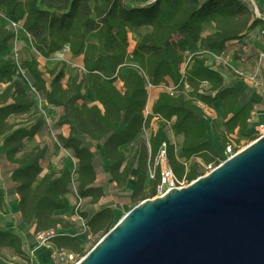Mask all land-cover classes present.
I'll return each mask as SVG.
<instances>
[{"label":"trees","instance_id":"1","mask_svg":"<svg viewBox=\"0 0 264 264\" xmlns=\"http://www.w3.org/2000/svg\"><path fill=\"white\" fill-rule=\"evenodd\" d=\"M249 1L253 5L257 2ZM260 2L264 7V0ZM0 15V20L18 25L34 58L44 61L64 49L68 57L79 59L80 79L71 78L64 89L59 87L62 66L44 71L45 82L36 73L33 59L16 66L31 95L58 112L53 128L63 127L67 136L56 138L55 143L73 161L70 173L59 168L39 178L41 150L21 153V145L37 133L40 124L31 121L25 129L20 124L8 125L10 117L26 114L30 103L17 81L0 91V153L2 162L12 168L7 183L15 197L17 221L23 229H30L33 238L49 233L45 244L55 256L80 259L111 227L107 209L76 216L81 224L78 236L91 239L83 253L75 246L73 235H66L72 234L73 226L51 217L61 211L58 198L67 194L70 184L80 203L93 206L101 199V191L92 187L94 161L90 150L98 149L112 189L119 191L130 181L125 200L128 212L152 199L155 173L148 193L143 194L141 187L159 150L172 179L184 186L200 178L204 167L217 166L213 151L204 142L199 109L217 103L220 132L212 127L209 131L221 147L225 137L252 141L251 133L245 135L249 103L241 102L233 89H223L218 75L204 67L202 59L205 53L220 54L225 45L240 43L252 31L264 30V24L253 19L236 0H0ZM203 23L211 26V33L200 38ZM140 29L148 30L147 34L137 38L125 54V34ZM89 37L94 46L86 44ZM11 39L0 26V55ZM193 46L199 56L184 60L185 51ZM8 68L0 61V85ZM82 79L88 81L94 106L87 107L82 101ZM113 83L119 85L118 91ZM166 85L172 90L171 96L157 93L147 115H143L145 89L165 90ZM179 86L184 88L183 94L177 92ZM149 121L169 125L179 138L177 153L173 154L157 130L123 157L122 149ZM1 201L0 189V214ZM1 252L26 262L21 240L11 227L0 228Z\"/></svg>","mask_w":264,"mask_h":264},{"label":"water","instance_id":"2","mask_svg":"<svg viewBox=\"0 0 264 264\" xmlns=\"http://www.w3.org/2000/svg\"><path fill=\"white\" fill-rule=\"evenodd\" d=\"M74 264H264V135L131 208Z\"/></svg>","mask_w":264,"mask_h":264},{"label":"rangeland","instance_id":"3","mask_svg":"<svg viewBox=\"0 0 264 264\" xmlns=\"http://www.w3.org/2000/svg\"><path fill=\"white\" fill-rule=\"evenodd\" d=\"M241 6L247 9L249 15L257 20L259 19L260 22L264 24V7L261 6L260 0H257L256 4L253 5L249 0H236ZM1 19V15H0ZM12 24L14 26V31L10 30L8 28V25ZM0 26L5 30L6 32H9L12 35V39L7 43V50L4 54L0 56V60L7 63L10 67V74H16L15 72V66H17L18 63L23 62L25 60H28L29 57L32 55L30 50V45L27 43L25 37L23 34L18 30V25L14 23L12 20L2 21L0 20ZM133 32V31H132ZM205 28H201L200 33H205ZM143 32H133V33H126L124 37V41L126 42V49L125 53L128 52V49L130 47V41L131 38H139L140 35H142ZM87 44L93 43L92 39L85 40ZM264 44V30L261 32L252 31L248 34H246L243 38V40L240 43L230 45L229 47H225L224 54H222L220 57H217V59L214 60V62H209L210 58L206 57L205 65L206 68H209L214 73H216L220 79V82L222 83L223 88H233L237 95H245V94H256L251 95L250 98L251 106L253 108L254 114L251 117V121H249L246 124L245 129V135L247 133H250L251 130L257 126H260V123L264 121V106L262 103V97L260 96V93H264V51L262 50V45ZM59 57V56H57ZM262 60V62H258V59ZM186 58V57H185ZM184 58V60H185ZM59 59V58H58ZM39 66L37 69V73H39L40 78L42 81L45 82V78L43 75L44 68H46L47 63H40L38 61ZM60 64V63H59ZM214 64V66H213ZM209 65V66H208ZM60 66L63 67L62 72L64 73L63 79L59 82V87H62L60 84H65L67 81V78L69 77L74 78L76 80L80 79V73L76 72L75 70H71L70 67L63 66L60 64ZM72 73V74H71ZM19 77V76H18ZM69 79V80H70ZM20 80V86L21 88L24 86L25 77L19 78ZM86 80L82 79V92L80 95L82 96V101H84L85 104H91V102H88V96H87V89H86ZM115 87L113 84L111 85ZM159 91L163 92L159 89ZM145 92H147L145 90ZM177 92L183 94L184 92L181 90H177ZM166 94V92H164ZM28 102L30 103L31 109H37L42 108L41 103H39V100L32 96L30 92L25 93ZM93 106V105H92ZM145 112V111H144ZM201 114V123L202 127H204L205 135L207 140L209 141V128L212 127L213 129L218 128V122L216 118V113L214 112V108L207 107V109L201 108L199 110ZM42 114L45 117V114L42 112ZM143 114V112H142ZM160 130L165 142L169 144L172 147H175L177 145V140L175 138V135L171 132L169 125H164L159 122L149 121L145 129L142 133H140L137 137H135L130 143H128V147L123 151V157L128 156L129 153L133 150L134 146L138 143L143 144L145 141L148 133H153L154 131ZM209 131V132H208ZM223 141L227 142L230 146H237L240 149L245 148L248 144L251 142H248L247 140H244L242 138H236L234 136L224 138ZM21 153H24L27 149L26 145H21ZM221 149V145L218 147L217 152L215 153V157H220L219 152ZM45 150L48 152L50 151L52 155L58 154L60 155L59 160L63 163V167L67 172H71L73 170V164L69 156H64L62 153L58 152L51 144H47ZM42 152V150H41ZM92 159L95 154V148L90 150ZM42 159L40 164V170H46L45 172L49 174V172H54L56 169V164L58 162H52L49 160V158H45L43 156L42 152ZM92 169L94 170V173L96 174V181L97 186L99 189H101L102 193V199L100 201L101 204H113L111 211V226L116 223V221L119 219L120 216H122L126 211L129 209V206L125 203L126 197L128 195L127 190L125 188L117 191L114 189H110L108 185L105 183V181H102L101 174L100 173V164L99 162H93ZM151 171V167L148 171V173ZM5 172L6 169L3 168L2 164L0 163V187L5 192L6 181H5ZM203 172H201V175ZM202 177V176H201ZM200 177V178H201ZM150 183L146 180V177H144V182L142 184V193L146 194L149 191ZM182 187H186L183 184H181ZM124 187H127V183L124 185ZM5 201H3L4 206L2 207V213L0 214V228H3L5 226H8L14 230L16 235L20 236L22 239V245H21V251L25 255L26 252H28L29 246H31L30 239H27V236L24 235L25 231L17 222H11L13 217V211L10 207L9 200L7 197H4ZM152 200V199H150ZM119 208H118V207ZM92 211L91 208L87 204L81 205L80 211L76 216H86ZM76 226H78V222H76ZM8 227V228H9ZM75 228V227H74ZM91 239L90 238H77L76 242L74 243L75 246L80 249L83 253L87 251V248L89 246ZM25 247L26 250L23 251V248ZM26 257V255H25ZM35 260V256H33V261ZM78 258L76 257H69L64 256L61 257L60 262L57 263V259L55 256L50 257V261L48 264H74ZM0 264H33L32 261L28 258H26V262L22 263L16 260L15 258H11L10 254L7 252H1L0 253Z\"/></svg>","mask_w":264,"mask_h":264},{"label":"crops","instance_id":"4","mask_svg":"<svg viewBox=\"0 0 264 264\" xmlns=\"http://www.w3.org/2000/svg\"><path fill=\"white\" fill-rule=\"evenodd\" d=\"M202 26H203V28H205V30H206V32L205 33H200V30H201V28H202ZM141 30V32H143L142 33V35H145V34H147V32H148V30H146V29H140ZM138 32V31H137ZM130 33V32H129ZM131 33H133V32H131ZM211 33V26L209 25V24H207V23H203L201 26H200V29H199V37L201 38V37H203V36H206V35H209ZM142 35H140V36H142ZM88 39H91L90 37L89 38H87L86 40H88ZM137 38H131V40L130 41H132V42H130V47H129V49H128V52L127 53H129V51H130V49L132 48V46H133V44L136 42L135 40H136ZM126 43V42H125ZM87 44V43H86ZM234 43H229V45H225L224 47H223V50H222V52H220V54H211V53H205V54H203L202 55V59H203V61H204V63H203V66L204 67H206V65H205V60H204V58H206V57H208V58H210V61L209 62H214V60L215 59H217V57H220L222 54H224V50H225V47H229L230 45H233ZM88 45H91V46H94V44L93 43H89ZM126 54V53H125ZM1 56V55H0ZM57 56H59V57H57ZM191 56H194V57H197V56H199V54L196 52V46H193V47H190V48H188L186 51H185V53H184V58L185 59H187V58H189V57H191ZM30 59H33V61H34V64H35V66H36V68H35V71H36V73H37V69H38V67H41V68H43L42 66H39V64H38V61L40 62V63H47V66H46V68H44V71H48V70H50L53 66H60V64H62L63 66H68V67H70L71 68V70H75L76 72H78V73H80L79 72V59H73V58H71V57H68L67 55H66V53H65V50L64 49H62V50H60L58 53H55V54H52V56H49L46 60H44V61H41V60H39L38 58L36 59V58H34V56L33 55H31L30 57H29ZM59 58V59H58ZM1 61V60H0ZM60 63V64H59ZM209 66V65H208ZM213 66H214V64H213ZM209 69V68H208ZM62 70H63V67H62ZM210 70V69H209ZM43 71V72H44ZM212 71V70H211ZM15 72H16V74H13V73H11L10 74V67L8 68V72H7V77L2 81V83H1V85H0V91H2L3 90V88L5 87V86H7L10 82H12V81H17L19 84H20V80H19V78H22L23 77V75L22 74H20L18 71H17V69H16V66H15ZM62 72V71H61ZM213 72V71H212ZM72 74V73H71ZM63 75H64V73L62 72V79H63ZM19 76V77H18ZM70 77V76H69ZM67 78V81H66V83L65 84H60L62 87H64L65 88V86L68 84V81H69V79L70 78ZM45 78V77H44ZM61 79V80H62ZM87 81V80H86ZM113 85L115 86V87H113L114 88V90H116V91H118V89H119V85H117V84H115V83H113ZM24 86L25 87H23L22 89H23V91L26 93V92H30L29 91V89L27 88V83H26V79H25V81H24ZM85 86H86V89H87V96H88V102L90 101L91 102V104H85V106H87V107H89V106H92L93 105V101L91 100V96H90V93H89V86H88V81L86 82V84H85ZM221 86H222V83H221ZM64 88H61V89H64ZM223 88V87H222ZM159 89L160 90H162L163 92H165V91H171V90H169V87H168V85H166V89L164 90V89H161L160 87L159 88H156V90H150V89H147L146 91L147 92H145V102H144V106H143V110H142V112H143V115H147V111H148V109H149V107L152 105V103L154 102V98H155V96H156V94L157 93H160L161 91H159ZM178 90H181V91H185L184 90V88L182 87V86H179L178 88H177ZM223 89H230V88H223ZM231 89H233V88H231ZM234 90V89H233ZM235 91V90H234ZM237 94V93H236ZM251 95H256V94H245V95H237V96H239L240 97V101L241 102H248L249 103V105H250V111H251V113L249 114V116H248V118L249 119H251V117L253 116V114H254V111H253V108H252V104H251V101H250V98L252 97ZM39 103H41V101L39 100ZM79 104H76V107L78 106ZM41 106H42V108H37V109H29L28 110V112L26 113V114H24V115H20V116H15V117H10L9 119H8V121H7V124L8 125H10V124H20V126H21V128L22 129H25V128H27V127H29V126H31V124H32V122L31 121H37L40 125H39V128H38V130H37V133L29 140V141H27V142H25V144L24 145H26V147H27V149L25 150V152H28V151H30V150H33V149H36L37 151H40V150H42V152H43V156L47 159V158H49V160L51 161V163L54 161H56V162H58L57 164H56V169H55V171L54 172H49V174H54L59 168H63V169H65L64 167H63V163L61 162V161H58L59 160V156L60 155H58V154H55V155H52L51 154V152L49 151H47V150H45V148H46V146H47V144L49 145V144H51L58 152H60V153H62L64 156H69L68 155V153H66V152H62L61 150H59V148H58V146H56V143H55V139L56 138H60V139H65L66 138V136H67V131L63 128V127H61V128H53V124H54V122H55V120H56V116H57V114H58V112L56 111V110H51V109H49V108H46L44 105H43V103H41ZM94 106V105H93ZM208 107H212V108H214V112L216 113V118H218V115H219V112H218V110H217V103L216 104H212V105H210V106H208ZM203 109H207V108H203ZM200 110V109H199ZM145 111V112H144ZM42 112L45 114V117H44V115L42 114ZM32 119V120H31ZM251 121V120H250ZM217 122H218V120H217ZM248 122L246 121V123H245V126H246V124H247ZM209 130V129H208ZM216 133L217 132H220V129H219V126H218V128L217 129H213ZM155 132V131H154ZM153 132V133H154ZM209 132V131H208ZM153 133H148V135L149 134H153ZM209 136H210V132H209ZM211 137V136H210ZM175 138H176V140H177V145L175 146V147H172V146H170L169 144V146L170 147H172V149H173V154L175 155L176 153H177V147H178V145H179V138L177 137V136H175ZM225 138H228V137H225ZM204 142L211 148V150L213 151V153H214V156H215V153L217 152V149H218V147L220 146V143H219V141L218 140H216V139H210L209 138V141L207 140V138H206V135H205V131H204ZM166 143V142H165ZM128 146H126V147H124L123 149H122V151H124L126 148H127ZM24 152V153H25ZM220 153V152H219ZM42 156V155H41ZM41 159H42V157H41ZM41 159H40V161H39V164H38V169H39V174H38V176H39V178L41 177V175H44V174H48V173H46L45 171L46 170H40V164H41ZM94 162H99V164H100V173L99 174H101V180L102 181H105V183L108 185V187L110 188V189H112V187H111V185L109 184V182H108V180H107V178H106V176H105V174L103 173V170H104V167H105V165H104V163L100 160V157H99V153H98V149L97 148H95V154H94V157H93V159H92ZM0 163L2 164V166H3V168H5L6 169V172H5V175H4V177H5V181H6V188H5V192L3 191V189H1V187H0V189H1V192H2V201H1V205H3L4 206V202L3 201H5V198L4 197H7L8 198V200H9V204H10V207H11V209H12V211H13V217H12V220H11V222L13 223H15V222H17L18 223V221H17V215H16V211H15V207H14V204H15V197H14V195H13V193L11 192L12 191V187L11 186H9L8 185V183H7V175L9 174V172L11 171V169L12 168H9L8 166H6L3 162H2V160H1V153H0ZM72 164H73V166H74V163H73V161H72ZM92 171H93V175H94V180H93V182H92V187L93 188H96V189H99L98 188V186H97V181H96V174L94 173V170L92 169ZM69 173V172H68ZM73 180V178H71V181ZM123 188H125V190H127V193H129L130 192V181H128L127 182V187H123ZM99 191H101V189H99ZM101 195H102V193H101ZM72 197H73V190H72V184H70L68 187H67V194L65 195V196H62V197H59L58 198V201L60 202V204L62 205V209H61V211H59V212H57V213H54V214H52L51 215V217L53 218V219H58V220H61V221H63V222H66V223H68V224H70V225H72L73 226V232H72V234L71 233H69V232H67L66 233V235H68L69 237H72V235H73V242L75 243L76 242V239L77 238H80L79 236H78V234H77V232L79 231V228H80V225L81 224H78V226H76L77 224H76V222L74 221V220H71L70 219V210H71V207H72ZM102 199V198H101ZM101 199L95 204V205H93V206H89V208H91L92 209V211L88 214V215H91V214H93V213H95V212H97V211H100L101 209H107L108 211H109V213H110V216H111V211H110V209L112 208V206H113V204H108V205H104V204H99L100 203V201H101ZM83 204H85V202H81L80 203V205H83ZM118 207V206H117ZM119 208V207H118ZM1 213H2V208H1ZM9 227V225L8 226H5V227H3V228H8ZM75 227V228H74ZM22 228V227H21ZM24 231H25V233H24V235L25 236H27V239H30V241H31V246H29V249H28V252H26L25 253V255H26V258H28V259H30L31 261H32V263L33 264H48L49 263V261H50V257L51 256H55L54 255V252H53V250H51V248L48 246V245H46V244H43V246H41V247H36V245H35V243H34V238L33 237H31L30 236V229H28V230H26V229H24ZM18 236V235H17ZM19 238H20V240H21V245H22V239H21V237L19 236ZM23 248V251H25L26 250V248L25 247H22ZM33 256H35V260L33 261ZM61 257H64V256H61ZM70 257V256H69Z\"/></svg>","mask_w":264,"mask_h":264},{"label":"built area","instance_id":"5","mask_svg":"<svg viewBox=\"0 0 264 264\" xmlns=\"http://www.w3.org/2000/svg\"><path fill=\"white\" fill-rule=\"evenodd\" d=\"M8 28L10 30L14 31V26L12 24H9ZM259 61L262 62L260 57L258 59V62ZM145 90H147V88ZM165 92H166L167 97H170L172 94V90L171 91H165ZM260 96L262 97L261 100H262V103L264 106V93H260ZM249 121H250V119L248 118L247 122H249ZM250 133H251V138H252L251 143L258 140L259 138H261V136L264 135V121L260 123V126L253 128ZM241 150L242 149H240L239 147L230 146L227 142H225V145H223L220 149V153H219L220 157L216 158L217 166L221 162L230 159L234 154L238 153ZM150 167H151V171L149 173H148V171H146L145 177H146V180L148 182H151L153 173H155L156 179H155V186L153 189L152 199H158V198H160V196H162L164 193H166L168 191H174L177 189L184 188L181 186V183L175 182L172 179L170 173L166 170L163 158L161 157L160 150L155 155L154 160L152 161V164ZM212 169H214V168L204 167L202 170L203 171L202 177L204 175H206L207 173H209ZM71 205H72V207L70 210V219L74 220L75 222H78L80 224V221H79V219L76 218V215L80 211L81 205H80V202L74 198V196L72 197V204ZM50 237H51V235L49 233L34 237V243H35L36 247L43 246V244H45V241ZM55 258L57 259V263H58V262H60L61 255L55 256Z\"/></svg>","mask_w":264,"mask_h":264}]
</instances>
